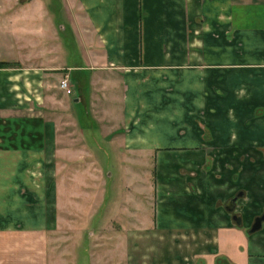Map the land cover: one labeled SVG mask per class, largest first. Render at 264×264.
Returning a JSON list of instances; mask_svg holds the SVG:
<instances>
[{
    "label": "crops",
    "instance_id": "crops-1",
    "mask_svg": "<svg viewBox=\"0 0 264 264\" xmlns=\"http://www.w3.org/2000/svg\"><path fill=\"white\" fill-rule=\"evenodd\" d=\"M77 141L154 157L121 264H264V0H0V264H51L49 158Z\"/></svg>",
    "mask_w": 264,
    "mask_h": 264
},
{
    "label": "rangeland",
    "instance_id": "rangeland-1",
    "mask_svg": "<svg viewBox=\"0 0 264 264\" xmlns=\"http://www.w3.org/2000/svg\"><path fill=\"white\" fill-rule=\"evenodd\" d=\"M75 105L77 128L86 132L82 108ZM83 144L76 143L79 154ZM97 144L106 142L98 138ZM154 164L150 155L129 156L122 150L109 148L107 152L96 146L81 155L57 152L50 157V200L55 216L51 264H121L122 229L133 228L137 220L141 227L152 223Z\"/></svg>",
    "mask_w": 264,
    "mask_h": 264
},
{
    "label": "water",
    "instance_id": "water-1",
    "mask_svg": "<svg viewBox=\"0 0 264 264\" xmlns=\"http://www.w3.org/2000/svg\"><path fill=\"white\" fill-rule=\"evenodd\" d=\"M241 196V194H238L236 195L235 197H233L231 200L228 201L227 205H226V209L229 211V212H232L233 209H234V206H235V201L236 199ZM236 218V217H235ZM264 223V213L261 214L260 216H257L255 219H254V222L252 223L250 229H249V232L250 233H254L258 230L261 229V226L262 224Z\"/></svg>",
    "mask_w": 264,
    "mask_h": 264
},
{
    "label": "built area",
    "instance_id": "built-area-1",
    "mask_svg": "<svg viewBox=\"0 0 264 264\" xmlns=\"http://www.w3.org/2000/svg\"><path fill=\"white\" fill-rule=\"evenodd\" d=\"M59 88L65 93L67 96H72L74 94L73 86L70 82V79L67 75L63 76V78L59 82Z\"/></svg>",
    "mask_w": 264,
    "mask_h": 264
}]
</instances>
